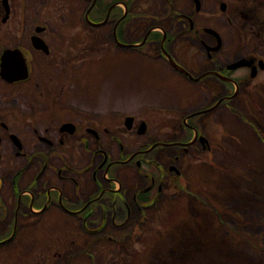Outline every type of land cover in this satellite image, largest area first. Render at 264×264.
<instances>
[{
  "label": "rangeland",
  "instance_id": "obj_1",
  "mask_svg": "<svg viewBox=\"0 0 264 264\" xmlns=\"http://www.w3.org/2000/svg\"><path fill=\"white\" fill-rule=\"evenodd\" d=\"M9 1L17 11L24 3L30 15V23L46 21L51 25L56 37L46 36L49 42L69 40L67 36L70 33L66 32L65 26L78 24L81 18L78 13L68 16L69 10L84 9L90 2ZM144 1H140L141 8L147 6ZM120 6L123 7L122 4ZM3 9L0 0V51L4 47L13 46L15 41L20 39V34L17 36L16 33V17H10L5 24L1 23ZM53 14L64 15V22L59 24L49 20V16ZM113 14L108 13L109 21L114 18ZM89 16L92 19L98 18L92 14ZM104 18L101 16L100 20ZM26 28L29 29L28 24ZM99 34L100 41L96 43L97 39L92 38L95 33H83L82 39L88 40V43L82 69L76 71L77 77L71 81L70 94L58 99V105L71 104L74 108L88 111L91 119L89 122L99 124L101 130H105V127L118 130L119 134L124 135L125 141L132 140L129 137H137L135 132L140 122L149 124L152 135L166 130L160 126L161 122L167 120L169 113L163 109L164 106L194 108L200 105V99H204L206 91L165 75L154 62L121 54L116 49L117 44L112 42L109 26ZM233 41L234 45L228 56H225L226 59H233L238 55H235V36ZM228 42L230 43L229 37ZM243 72L245 71H240ZM222 87L219 84L218 91H212V95L221 97ZM263 87L264 76L261 74L245 87L246 95L240 97L239 105L243 111L248 112V117H253L264 130ZM18 89L21 87H5L0 82L1 116L14 112L18 107L29 105L28 101L36 103L29 105L30 107H42L54 99L51 95L40 96L39 92L21 93ZM11 90L14 93L9 94ZM48 106H51V102ZM153 106L162 107V111L153 110ZM22 113L25 116L31 115L30 110L29 113ZM126 115L134 118V132L124 127L123 118ZM40 118L41 121H47L42 115ZM63 119V116L54 118L55 122ZM229 126L230 137L226 138V145L231 151V160L228 159L231 163L223 158H216L217 168L220 166L219 172H207L205 168H201L203 164L198 165L194 160L173 162L166 157L160 161L165 170V165L171 163L177 170L182 166L188 172L189 178L187 175L186 177L189 187L197 190L195 193L202 203H193L186 198L175 197L171 201L160 197L159 202L152 206L135 204L134 191L142 188L148 180L136 172L137 164H134L128 169L115 172L118 183L114 185L122 188L127 202L126 208L123 204L110 202L97 204L98 207L85 204L77 211L79 205L69 204L76 212H60L53 207L43 212L39 219L37 215L31 216L27 219L28 225L20 222L22 230L16 241L0 248V264H264V147L255 132L233 114L229 117ZM156 128H159V131ZM152 141L154 140L149 143ZM120 145L122 146L121 143ZM76 147L77 145V150ZM135 149L129 148L127 154ZM125 151L123 148L119 150L118 142L111 143L105 138L100 145L101 160L97 156L88 160L85 156L74 153L68 162L78 172L79 163L88 162L89 172L84 178L75 176V184L68 185L66 189L70 193L75 190L82 200H85L89 193H94L98 186L107 189L108 181L105 179L103 165L108 161L118 160ZM25 163L13 162L12 174ZM38 163L42 168L43 163L35 162ZM141 168L155 171L143 162ZM126 172L130 174L124 175ZM30 173L24 174L25 182L19 184V191L24 184V187L28 184ZM167 173L165 172V176ZM124 176L129 178V182ZM91 178H94V181ZM51 183L56 184V180L52 178ZM173 191L174 188L171 187L165 193L170 194ZM147 205L150 208L144 210L146 220H143L139 208L145 209ZM92 210L95 213H92ZM9 214L10 211L0 215V229L4 227L3 217L7 216V221L10 220ZM227 251H234L235 254L230 256Z\"/></svg>",
  "mask_w": 264,
  "mask_h": 264
},
{
  "label": "flooded vegetation",
  "instance_id": "obj_2",
  "mask_svg": "<svg viewBox=\"0 0 264 264\" xmlns=\"http://www.w3.org/2000/svg\"><path fill=\"white\" fill-rule=\"evenodd\" d=\"M6 1L7 9L1 0L4 8L1 23L5 24L10 17H16V33L17 36L20 34V39H17L13 46L1 49L0 63L3 51L18 50L22 55L24 77L12 83L0 77V82L5 87H21L18 89L21 93L39 92L40 96L51 95L54 99L49 101L51 106L47 103L42 107L40 105L30 107L29 105L35 102L28 101L29 105L15 108L14 112L7 115H0V215L10 211V220L7 221V216L3 217L4 227L0 229V241L5 242L0 243V248H5L16 241L22 230L21 223L28 225L27 219L31 216L37 215L39 219L43 212L53 207L60 212L74 213L76 211H73L69 204L79 205L77 211L85 204L92 207L110 202L118 205L127 204L122 188L114 185L118 183L115 172L128 169L138 161L140 165L141 162H152L163 168L164 165L160 161L166 157L173 162L194 160L198 165L203 164L202 159L207 156H214L218 160L223 158L225 161L231 158L226 138L230 137L229 117L235 111V102L238 100L239 105V97L246 95L245 87L252 79L261 74L264 76V0H145L146 8H141V0H100L98 4V0H90L84 9L69 10L68 16H75L78 13L81 18L78 24L63 25L66 32L70 33L67 36L69 40L65 42H49L46 36L56 37L55 30L50 24L46 21L43 23L31 21V24L24 3L17 11L9 4V0ZM111 6L113 7L110 12L114 13V18L111 21L100 20L102 12ZM86 14L89 18L90 14L98 18H90L93 23L91 24L87 21ZM49 20L61 24L64 22V15L53 14L49 16ZM108 26L111 29L112 42L117 44L116 49L121 54L148 59L160 67L165 75L179 79L185 85L206 91L204 99H200V105L194 108L166 105L163 109L169 112L168 117L166 121L160 123L166 130L161 132L156 128L159 132L152 135L149 124L144 122L146 125L144 133H139L138 126L135 132L137 137H129L132 140L125 141L124 135L119 134L118 130L110 127L101 130L99 124L89 122L91 119L88 111L74 108L71 104L58 105V99L70 94L71 81L77 77L76 71L82 69L88 43V40L82 39L83 33H95L92 38H96L98 43L99 32ZM37 29L42 30L37 32ZM208 30L216 32L220 38L217 49V39ZM36 36L44 41L46 50L34 47L33 38ZM234 36L235 55H238L233 59H226L225 56H228L234 45ZM169 57L178 66H175ZM237 59L252 60V63L248 67L230 69ZM179 68H183L194 77H199L205 72H217L226 79L221 81L218 76L210 74L193 80ZM242 70L245 72L240 73ZM253 72L255 76H251ZM231 80L235 81V85ZM219 84L223 86V92L221 97L217 98L216 95H212V91L217 92ZM12 93L14 91L11 90L9 94ZM29 110L31 112L29 116L22 113L25 111L29 113ZM41 115L47 121H41ZM57 116H63L64 119L55 122L54 118ZM67 124L73 125L72 133L64 128ZM135 128L133 125L129 131L134 132ZM105 138L111 143L118 142L119 150L121 148L126 150L124 155L129 148H136L127 154L133 156L132 160L128 163L127 158L120 155L118 160L104 164L108 188L101 189L98 186L94 193H89L87 198L82 200L81 195L75 190L70 193L66 187L75 184V176L84 178L89 172V164L80 162L78 172L68 160L74 153L85 156L88 160H93L96 156L100 159V145ZM151 140L154 141L149 143ZM156 143L164 146L145 152ZM147 145L149 146L144 148ZM15 161L26 163L12 174L14 169L11 165ZM37 161L43 163L42 168L39 163L35 164ZM172 165V163L165 165L168 175L161 178L160 184L153 185L154 181L150 179V175L149 177L143 175L148 182L134 191L135 204H138L137 194L140 193L143 196L141 203L144 204H157L160 197L171 201L175 197L186 198L188 201L198 203L179 191L165 193L177 182L176 175H179L168 170ZM202 166L204 167V164ZM204 168L207 170V167ZM180 170L187 175L182 166ZM25 173L31 174L29 182L19 191V184L25 182ZM123 174L128 175L130 172ZM52 178L56 180V184L51 183ZM154 197L157 199L156 202ZM93 212L95 213L92 210Z\"/></svg>",
  "mask_w": 264,
  "mask_h": 264
},
{
  "label": "water",
  "instance_id": "obj_3",
  "mask_svg": "<svg viewBox=\"0 0 264 264\" xmlns=\"http://www.w3.org/2000/svg\"><path fill=\"white\" fill-rule=\"evenodd\" d=\"M3 1V5L5 6V9L8 8L7 6V2L6 0H2ZM6 17L4 18L5 21ZM34 46L37 49H44V44L41 42L40 39L36 38L35 42H34ZM251 64V61H245V60H241L236 64H233V66H230V69H235V68H239V67H244V66H248ZM13 74L16 77V79H23L24 77V65H23V61L21 59V54L17 51V50H5L3 51L2 55H1V63H0V77L2 79L4 78H9L10 80L12 77H10V74ZM254 75V73H252V76ZM7 81V80H5ZM9 82V81H8ZM126 127L128 129L131 128L132 126V118H127L125 121ZM146 129L145 124H141V126L139 127V133L143 134L144 131Z\"/></svg>",
  "mask_w": 264,
  "mask_h": 264
},
{
  "label": "bare ground",
  "instance_id": "obj_4",
  "mask_svg": "<svg viewBox=\"0 0 264 264\" xmlns=\"http://www.w3.org/2000/svg\"><path fill=\"white\" fill-rule=\"evenodd\" d=\"M10 74V77H12L11 79H13V80H10L9 78H4V80H7L6 82H8V83H12V82H15V81H19V79H16V77L17 76H15V75H13V74H11V73H9ZM198 244V243H197ZM227 253L228 254H230V256H233L234 254H235V252L234 251H227ZM231 258V257H230Z\"/></svg>",
  "mask_w": 264,
  "mask_h": 264
}]
</instances>
